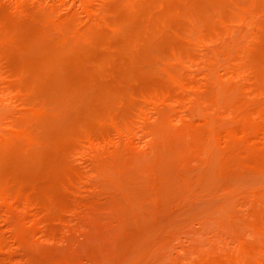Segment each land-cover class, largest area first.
I'll use <instances>...</instances> for the list:
<instances>
[{
    "label": "rangeland",
    "instance_id": "1",
    "mask_svg": "<svg viewBox=\"0 0 264 264\" xmlns=\"http://www.w3.org/2000/svg\"><path fill=\"white\" fill-rule=\"evenodd\" d=\"M0 264H264V0H0Z\"/></svg>",
    "mask_w": 264,
    "mask_h": 264
},
{
    "label": "bare ground",
    "instance_id": "2",
    "mask_svg": "<svg viewBox=\"0 0 264 264\" xmlns=\"http://www.w3.org/2000/svg\"><path fill=\"white\" fill-rule=\"evenodd\" d=\"M253 118V117H252Z\"/></svg>",
    "mask_w": 264,
    "mask_h": 264
}]
</instances>
